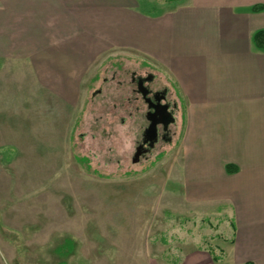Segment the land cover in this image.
<instances>
[{"label":"rangeland","instance_id":"obj_1","mask_svg":"<svg viewBox=\"0 0 264 264\" xmlns=\"http://www.w3.org/2000/svg\"><path fill=\"white\" fill-rule=\"evenodd\" d=\"M132 1L150 13L174 4ZM91 47L60 55L73 88L3 95L11 109L0 110V264H187L212 254L230 263L228 204L216 188L186 184L182 94L135 51ZM24 74L34 90V71ZM156 104L168 122H153Z\"/></svg>","mask_w":264,"mask_h":264},{"label":"crops","instance_id":"obj_2","mask_svg":"<svg viewBox=\"0 0 264 264\" xmlns=\"http://www.w3.org/2000/svg\"><path fill=\"white\" fill-rule=\"evenodd\" d=\"M95 1L0 0V103L16 88L60 92L58 61L70 49L89 54L90 46L119 45L144 56L182 94L188 188H216L213 199L232 212L226 264H264V48L254 38L264 29V0H180L159 13L132 0ZM91 14L101 21L93 23ZM27 70L36 75L34 90L29 77L23 80ZM229 164L237 170L229 172ZM187 264L216 261L193 256Z\"/></svg>","mask_w":264,"mask_h":264},{"label":"trees","instance_id":"obj_3","mask_svg":"<svg viewBox=\"0 0 264 264\" xmlns=\"http://www.w3.org/2000/svg\"><path fill=\"white\" fill-rule=\"evenodd\" d=\"M166 1L176 2V1H180V0H166ZM254 38H255V42H256L257 46L260 47V48H264V29L258 31V32L255 34ZM227 170H228L229 172H234V171L237 170V168H236L235 165H231V164H229V165H227ZM72 244H73V241H72L71 239L68 238V239H66V242H65V244L62 246V248H64V247L67 248V249H68V248H71ZM212 256H213L214 261H216V262L219 261V260L221 259L217 254H212ZM246 264H253V263H251V262H247Z\"/></svg>","mask_w":264,"mask_h":264},{"label":"flooded vegetation","instance_id":"obj_4","mask_svg":"<svg viewBox=\"0 0 264 264\" xmlns=\"http://www.w3.org/2000/svg\"><path fill=\"white\" fill-rule=\"evenodd\" d=\"M141 88H143V83L140 84ZM154 107H156V113H154L151 118L153 119V122H163L166 123L169 121V115L165 109L164 106L160 104H156Z\"/></svg>","mask_w":264,"mask_h":264},{"label":"water","instance_id":"obj_5","mask_svg":"<svg viewBox=\"0 0 264 264\" xmlns=\"http://www.w3.org/2000/svg\"><path fill=\"white\" fill-rule=\"evenodd\" d=\"M167 113H168V115L170 114V112L167 110Z\"/></svg>","mask_w":264,"mask_h":264}]
</instances>
